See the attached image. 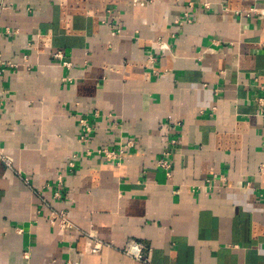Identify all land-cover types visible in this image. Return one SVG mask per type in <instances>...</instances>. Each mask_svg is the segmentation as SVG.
I'll return each instance as SVG.
<instances>
[{
    "label": "crops",
    "instance_id": "crops-1",
    "mask_svg": "<svg viewBox=\"0 0 264 264\" xmlns=\"http://www.w3.org/2000/svg\"><path fill=\"white\" fill-rule=\"evenodd\" d=\"M0 26V264H264V0H0Z\"/></svg>",
    "mask_w": 264,
    "mask_h": 264
},
{
    "label": "built area",
    "instance_id": "built-area-1",
    "mask_svg": "<svg viewBox=\"0 0 264 264\" xmlns=\"http://www.w3.org/2000/svg\"><path fill=\"white\" fill-rule=\"evenodd\" d=\"M253 11L255 12L256 9H254ZM187 20H190V16H189L188 12H185V17L183 19H180V21H178V22L183 23ZM11 32H12V30L9 28H6L3 31V29L0 26V36L3 35L4 33H11ZM53 56L57 59L62 60L63 65H65L67 67L72 66L71 61L64 59L65 56H64L63 52L57 51V52L53 53ZM18 66H19V63H17V62L6 60L2 54L1 49H0V74L7 67L17 68ZM258 101H259V106L261 108V113H263L264 112V98H260V99H258ZM79 122H80L81 127H82L81 137L83 139L87 140L89 138L91 126H90V124L86 118H80ZM135 144L136 143H135L134 139L127 138L121 142V145L119 148L101 147V148H98L96 150V152L99 153L100 155H103L107 160H112V161H115L116 164H119L122 161V159L125 157V155L127 153H129L128 152L129 149L132 147H135ZM92 152H95V151L91 150V149H87L88 154H91ZM169 155H170V151L166 150L163 153V156L157 162L158 166L163 168L167 175L171 174V166H172ZM76 157H77L76 154L70 157V161H69L70 165H72V166L74 165ZM0 159L9 167L12 165V159L9 157V155L4 153L1 148H0ZM262 196L264 197V192L262 193ZM50 219H51V222L58 223L62 227L73 226V223L71 222V220L68 217V212L65 210H61V211H56V210L54 211L53 210L50 213ZM100 247H101V243H97L92 247V250L97 251L100 249ZM143 248H144V246L142 243L135 241V240H132L124 247V251L126 253L134 256L137 259L145 261L146 257L144 255Z\"/></svg>",
    "mask_w": 264,
    "mask_h": 264
}]
</instances>
